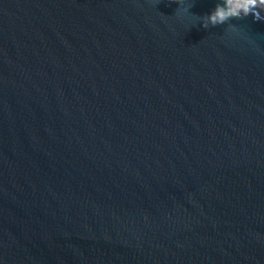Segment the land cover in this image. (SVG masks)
<instances>
[{"label":"water","instance_id":"water-1","mask_svg":"<svg viewBox=\"0 0 264 264\" xmlns=\"http://www.w3.org/2000/svg\"><path fill=\"white\" fill-rule=\"evenodd\" d=\"M0 264H264V11L0 0Z\"/></svg>","mask_w":264,"mask_h":264},{"label":"clouds","instance_id":"clouds-1","mask_svg":"<svg viewBox=\"0 0 264 264\" xmlns=\"http://www.w3.org/2000/svg\"><path fill=\"white\" fill-rule=\"evenodd\" d=\"M220 7H221V5L218 3L216 8L210 14H207V15L201 17L203 20L202 26L204 28H208L209 25L216 26L218 24H223L225 22L222 19H218Z\"/></svg>","mask_w":264,"mask_h":264},{"label":"rangeland","instance_id":"rangeland-1","mask_svg":"<svg viewBox=\"0 0 264 264\" xmlns=\"http://www.w3.org/2000/svg\"><path fill=\"white\" fill-rule=\"evenodd\" d=\"M233 3L240 8L247 9L252 5H256L264 11V0H233Z\"/></svg>","mask_w":264,"mask_h":264},{"label":"bare ground","instance_id":"bare-ground-1","mask_svg":"<svg viewBox=\"0 0 264 264\" xmlns=\"http://www.w3.org/2000/svg\"><path fill=\"white\" fill-rule=\"evenodd\" d=\"M233 1V0H232Z\"/></svg>","mask_w":264,"mask_h":264}]
</instances>
